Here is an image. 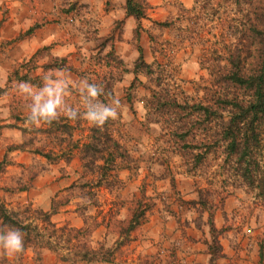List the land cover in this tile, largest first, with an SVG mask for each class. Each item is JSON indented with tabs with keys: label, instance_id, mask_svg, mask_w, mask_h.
Instances as JSON below:
<instances>
[{
	"label": "rangeland",
	"instance_id": "1",
	"mask_svg": "<svg viewBox=\"0 0 264 264\" xmlns=\"http://www.w3.org/2000/svg\"><path fill=\"white\" fill-rule=\"evenodd\" d=\"M50 1L57 3L50 21L62 22L63 38L30 65L18 68L11 83L0 88V162L6 163L0 174V200L8 210L29 218L24 215L28 205L49 211L56 196L65 206L52 216L54 223L75 228L83 227L85 220L99 223L91 246L113 249L119 240L113 223L127 220L133 202L140 200L149 208L145 220L115 248L112 264H211L209 246L221 254L213 264H264V192L245 184L223 147L191 151L184 145L190 139L177 136L183 132H170L180 121L151 115L145 105L155 99L156 110L163 111L157 102L169 105L172 95L181 103L201 100L203 88L212 81L201 49L222 53L225 44H237L239 16L231 15L225 24L210 22L194 0H146V18L137 22L126 16L125 0ZM120 8L123 13H117ZM196 15L203 19L200 23L187 19ZM165 22L172 25H157ZM109 36L112 42H104ZM111 46L116 60L107 56ZM53 47L63 55L54 57ZM138 48L151 69L134 75ZM51 57L64 59L70 69L44 71L41 66ZM118 60L127 73L117 68ZM24 75L35 83L21 81ZM107 86L113 97L105 91ZM95 88L100 97L93 95ZM49 102L55 105L53 114H41ZM106 111L116 118L89 119L93 112ZM96 124L103 127L95 137L100 148L115 142L125 153L109 175L116 174L120 184L106 186L105 180L112 179L98 175L90 159H82L83 145L94 143L90 130ZM6 125L16 128L2 127ZM107 132L109 140L102 135ZM35 150L52 154V161ZM61 152L71 154L68 162ZM9 234L5 229V239ZM35 259L30 248L20 256L0 245V264H84L60 262L47 250L39 263Z\"/></svg>",
	"mask_w": 264,
	"mask_h": 264
},
{
	"label": "trees",
	"instance_id": "2",
	"mask_svg": "<svg viewBox=\"0 0 264 264\" xmlns=\"http://www.w3.org/2000/svg\"><path fill=\"white\" fill-rule=\"evenodd\" d=\"M194 3L205 11V17L210 22L219 21L225 24L232 20L231 15L239 16L237 18L241 27V36L235 40L237 44H225V50L222 53L210 51L208 48L201 49L207 60L205 69L212 78L209 87L203 88L204 95L201 100L192 104L185 101L181 103L177 95H172L169 98V105L160 100L157 102L160 107L165 108L163 111H157L155 99L149 98L145 104L146 109L153 111L151 115L156 112L163 119L177 118L180 123L178 126L171 127L170 132H183L184 134L177 136L181 140L190 139V142L188 144L186 142L184 145H190L191 151L196 147L204 149L206 147L212 150L223 147L226 155L232 157L236 162L239 177L245 184L264 192V0H194ZM242 6L245 8H241ZM235 7L239 10L236 11ZM147 9L146 0H125L126 16L133 17L137 22L146 18ZM198 17L199 15H196L191 19L188 16L187 19L193 24H197L203 20ZM157 25L170 27L172 24L165 22ZM37 27V25L33 26L16 40L32 34ZM138 28L140 29L139 24ZM191 32L194 37L196 32ZM134 36L139 39L140 35L137 30H135ZM112 40L113 37L109 36L104 39V42H112ZM48 49L49 47H44L28 61L18 64L19 66L9 74L6 84L9 85L13 77L17 76L18 68L30 65L41 51ZM137 52L138 59L134 65L133 74L137 75L139 69L148 73L151 66L144 62L142 49L138 48ZM107 56L117 59L113 46ZM50 59V63L41 66L44 71L70 69L64 59L53 57ZM116 64L121 73H127L121 60H118ZM35 69L37 67H32L31 71ZM20 79L30 85L35 83V79L33 80L28 75H24ZM105 91L109 92L110 97H113L110 86H107ZM94 93L100 97L99 89L95 88ZM93 116L97 117L101 114L93 112ZM13 119L17 121L18 117ZM104 119L108 122L111 121L108 117ZM2 127L16 128L13 125ZM102 129L100 124L91 128V140H94V143L84 144L81 152L82 159L87 162L90 159L88 163L94 165L98 175L102 174L105 179H112V182L105 180L106 186L110 187L113 181L120 184L116 174L109 175L114 173L116 161L125 158V153L120 151L119 144L115 142L111 148L106 144H103L102 149L100 148L102 143L95 137L101 134ZM21 132L23 133L22 130ZM196 134L199 135L200 140L197 139ZM102 135L105 140L111 139L108 132ZM16 149L21 150L20 146ZM34 153L47 161L53 159L50 153H43L39 150H35ZM61 155L67 158L66 162L71 157L68 152H61ZM5 167V161L0 162V174L3 173ZM56 199L55 196L51 201L49 211L33 209L31 205H28L24 210V215L29 218H22L17 211L8 210L6 203L0 200V238H3L0 239L1 247L4 248L5 229H8L10 233L17 234L22 241L23 250L17 252V255L22 256L30 248L37 263L40 262L42 251L47 250L63 263L112 264L115 248L118 250L130 239L133 232L144 222L149 210L140 200H135L128 219L113 223V228L117 229L119 237L115 248L107 249L101 244H98L97 248H93L90 238L99 223L88 224L85 220L84 226L81 228L71 227L67 223L62 225L54 223L52 216L65 206L58 204ZM210 227L213 233L215 230L212 225ZM212 233V243L217 244V238ZM208 249L211 257L210 263L213 264L221 254L216 255V250H212L210 246ZM62 250L64 253H60ZM260 261H263L262 251L260 252Z\"/></svg>",
	"mask_w": 264,
	"mask_h": 264
},
{
	"label": "crops",
	"instance_id": "3",
	"mask_svg": "<svg viewBox=\"0 0 264 264\" xmlns=\"http://www.w3.org/2000/svg\"><path fill=\"white\" fill-rule=\"evenodd\" d=\"M56 10L57 3L50 0H0V88L14 66L63 38L62 22L50 21ZM123 12L120 8L117 13ZM35 25L38 27L32 34L16 40ZM50 52L54 57L63 55L54 47Z\"/></svg>",
	"mask_w": 264,
	"mask_h": 264
},
{
	"label": "clouds",
	"instance_id": "4",
	"mask_svg": "<svg viewBox=\"0 0 264 264\" xmlns=\"http://www.w3.org/2000/svg\"><path fill=\"white\" fill-rule=\"evenodd\" d=\"M93 95H95V93L93 92ZM39 99V98H37ZM54 107L55 105L52 102H49L47 105H45L43 107V109H41V114H46V115H52L54 112ZM35 112V110H34ZM108 116H112L113 119L116 118V115L114 112H108L106 111L105 113H103L100 117H96V116H90L89 119H100L101 121L108 117ZM3 239V238H0ZM4 248L17 253L23 250V244L21 239L19 238V236L15 233L9 234V236L4 240Z\"/></svg>",
	"mask_w": 264,
	"mask_h": 264
},
{
	"label": "built area",
	"instance_id": "5",
	"mask_svg": "<svg viewBox=\"0 0 264 264\" xmlns=\"http://www.w3.org/2000/svg\"><path fill=\"white\" fill-rule=\"evenodd\" d=\"M249 232V231H248Z\"/></svg>",
	"mask_w": 264,
	"mask_h": 264
}]
</instances>
